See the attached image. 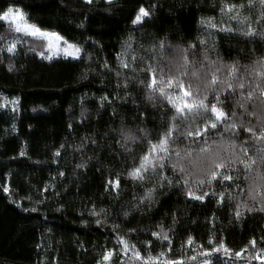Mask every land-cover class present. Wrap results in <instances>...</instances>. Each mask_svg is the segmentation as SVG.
I'll return each instance as SVG.
<instances>
[{
	"label": "trees",
	"instance_id": "16d2710c",
	"mask_svg": "<svg viewBox=\"0 0 264 264\" xmlns=\"http://www.w3.org/2000/svg\"><path fill=\"white\" fill-rule=\"evenodd\" d=\"M219 2L113 0L109 4L107 0H93L87 4L85 0H0V12L9 6L20 8L28 23L59 33L64 40L82 48L79 60L62 56L45 59L37 54L47 48L44 38L16 33L14 26L0 21V36L21 40L16 55L0 51V264H96L105 249H114L113 260L120 264L122 246L117 244L118 236L136 244L145 259L149 251L154 257L163 251L168 258L183 259L185 264H202L204 259H209L212 264H260L256 259L249 262L234 256L252 238L257 240V248H264L261 242L264 212L242 209V216L237 220L234 217L236 202L253 204L235 184L229 189L232 200L226 198L219 207L216 197H206L204 202L193 201L187 198L182 187L165 186L163 190L157 187L153 203H145L140 210H135L134 206L153 184H140L128 178L125 161L130 167L131 159L117 144L118 130L123 127L135 133L142 128L153 133L155 141V134L164 130L161 127L164 109L158 103L154 107L145 91L135 85L129 88L126 103L114 100L112 105L101 108V97L108 95L112 99L117 95L116 54L129 36L135 40L134 47L145 55L141 45L144 49L153 43L158 45L160 41L170 45L171 48L164 52L165 63L178 58L174 49L205 38L209 31L214 33L211 39L215 41V51L210 53L213 60L219 55L224 64L239 60L242 65H251L255 59L264 56V42L258 37L252 43L238 33L217 32L201 24V18H214L218 27L221 22L236 27V21L221 17ZM235 2L247 3V0ZM214 3L217 6L214 7ZM141 6L151 15L141 24L134 25L132 21ZM259 15L258 2L255 8L241 13L242 17H249L253 28L264 30V26L256 24ZM5 43H0V47ZM30 48L36 51H30ZM105 60L112 72L103 71ZM9 65L13 66L12 71H9ZM119 95H126L123 88L119 89ZM239 99L237 95L228 102L229 116L236 111L237 123L242 118L246 126L259 127L257 120L242 115V110L235 108ZM82 111L87 117L83 120ZM257 114L264 116V106H258ZM69 124L73 125L71 129ZM86 136L95 137L101 146L89 143L78 151ZM246 139L251 145L250 154L259 161L264 154L255 151L254 138L241 128L235 142L240 145ZM210 140L219 141V144L211 145L214 151L231 142L220 141L219 136H212ZM62 144L64 148H61ZM185 144L186 141H182L179 147L183 149ZM142 147L147 150L146 141ZM57 150L61 153L58 157L55 156ZM236 151L239 152V148ZM137 153L142 154L139 147ZM85 161V168L77 167ZM237 167L240 173L236 183L247 189L255 177V170L248 174L249 180L245 182L242 165ZM60 172L64 175L60 176ZM117 174L120 176L119 196L116 192L105 191L107 181L115 180ZM166 174L171 177V169ZM5 186L9 188L7 194L3 191ZM214 186L217 193L223 190L217 182ZM93 205L97 211L106 210V216L99 217L104 221L102 225H97V217L89 215ZM125 211L129 212L128 217L124 216ZM174 214L178 218L176 224L173 223ZM114 224H118L119 229L114 230ZM160 227L170 234L171 252L167 241L162 244L151 235ZM132 229L136 231L130 232ZM213 232L217 243L222 238L233 250L230 259L223 251L210 257L198 255L204 250L198 245L203 244L205 249L213 247L208 244ZM189 235L194 239L192 247L196 252L186 245L182 248ZM149 240L153 242L151 249L146 244ZM255 254L256 250L250 246L242 253L245 258ZM191 255H197V261H189L187 258ZM135 264H143V261Z\"/></svg>",
	"mask_w": 264,
	"mask_h": 264
},
{
	"label": "snow or ice",
	"instance_id": "6c2138e0",
	"mask_svg": "<svg viewBox=\"0 0 264 264\" xmlns=\"http://www.w3.org/2000/svg\"><path fill=\"white\" fill-rule=\"evenodd\" d=\"M92 2L93 0H85L87 4ZM112 2L113 0H107L109 4ZM257 2L260 15L256 19V24L264 26V0H247V3L220 0L218 7L221 17L236 21L235 28L231 24L225 26L223 22L218 27L214 18L208 20L201 18V24L216 29L217 32L238 33L252 43L257 37L261 42H264V30L253 28L249 23V17L241 16L243 10L255 8ZM215 6L217 5L214 3ZM150 15L151 12L141 6L132 23L134 25L141 24ZM0 21L8 23L10 27L14 26L13 30L16 33L23 32L33 38H45L47 48L45 51L37 53L42 58L51 60L52 56L46 55V53H50L53 47H57L58 50L59 42L63 41L67 49L73 50L66 54L72 56L73 59H81V47L68 43L59 33L48 32L35 24L28 23L20 8L9 6L0 12ZM213 35L214 33L209 31L205 38H198V41L191 42L186 47L174 49L178 58L169 60L167 63L164 61V52L171 46L166 45L164 41H160L158 45L153 43L148 49H144V46L141 45V49L147 53L145 55L134 47L135 40L129 36L121 43V50L116 54L115 76L118 92L112 99L108 95L101 97V108L106 104L112 105L114 100H122L126 103L130 96L128 90L135 85L138 89L145 91L147 99L154 102V107L158 103L164 109L161 113L163 122L161 127L164 130L155 134V141L152 139L154 134L142 128H138L135 133L130 130L126 131L123 127L118 130L120 139L117 140V144L123 149L124 155L131 159L130 167L125 161L128 178L140 184L147 182L153 184L152 187L146 189L144 196L134 206L137 211L145 203L149 205L153 203L157 187L163 190L165 186L169 188L182 187L187 198L193 201L204 202L206 197H216L219 207L224 204L226 198L229 201L232 200L229 189L235 184L236 189L241 194L246 193L253 204V206H249L247 202L237 201L234 212V217L237 220L242 216V209L247 212H264V155H261L258 161L250 154L251 145L247 139L240 145L235 142L242 128L244 132L254 138L255 151L264 154V146H261V142H264V116L257 114L258 106H264V56L255 59L251 65H242L239 60L233 61L232 64H224L219 55L216 60H213L210 55L215 51V41L211 39ZM4 42H6L5 46L0 47V51H6L11 56L16 55L17 45L21 43V40L0 36V43ZM29 50L36 51L34 48ZM252 52L255 53V47ZM102 69L105 72L113 71L108 60L103 62ZM12 70L13 66L9 65V71ZM85 78H87L86 74ZM121 88L125 90L124 97L119 95ZM237 95L240 99L236 101L235 108L242 110V115L247 114L257 120L259 127L246 126L242 118L241 122L237 123L236 111H233L229 116L228 102ZM249 109L252 110L249 111ZM115 114L114 109L113 115ZM86 118L85 112L82 111L81 119ZM249 125H251V121H249ZM72 127L73 125L69 124V128ZM212 136H219L220 141L231 142L214 151L211 145L219 144V141L210 140ZM145 141L147 142L146 151L142 147ZM182 141H186L183 149L179 147ZM89 143L96 147L101 146L95 137L86 136L82 138V143L77 150L82 151ZM64 147L65 145L62 144L61 148ZM138 147L142 154L137 153ZM237 148H239V152L236 151ZM197 150L198 155H195ZM21 155L24 153L21 152ZM60 155V151L57 150L55 156ZM237 165L243 167L245 182L249 180L248 174L255 170V177L247 189L236 183L240 173V168ZM86 166V161L77 165L78 168ZM169 169L172 171L171 177L166 174ZM232 173H236V175ZM59 175L63 176L64 173L60 172ZM225 181L229 184L225 185ZM258 181L260 183H257ZM214 182L219 183L223 189L219 193L215 190ZM119 188V174L115 180L110 179L105 184V191L116 192L117 196H119ZM204 188L211 190L203 191ZM3 191L7 194L9 188L5 186ZM198 192H202V194H198ZM57 195L59 194L57 193ZM32 211H36V209H32ZM89 215L97 217V225H102L104 221L99 217L106 216V210L101 208L97 211L93 205L89 210ZM124 216L128 217L129 212L125 211ZM212 222L215 223V217ZM173 223H178L175 214ZM119 227L118 224L113 225L114 230ZM132 231L136 230H130V232ZM151 235L162 244L167 241L168 251H172L173 241L169 232L164 231L163 227H160L159 231H153ZM216 241L217 238L213 232L208 239V244L213 247L205 249L203 244L198 245L199 248L204 249L198 255L210 257L213 253L223 251L230 259L233 250L227 247L222 238L218 243ZM261 242L264 243V237L261 238ZM152 243L151 240L146 242L148 249H151ZM117 244L122 246L120 264H135L136 261H143V264H185L183 259L168 258L167 253L163 251L155 257L149 251V255L145 259L141 255V249L136 244H130L123 236H118ZM193 244L194 239L189 235L182 248L186 245L196 252V248L192 247ZM249 246L256 250V254L245 258L242 253L247 252ZM262 252H264V248H257V240L252 238L248 241V245L240 251H236L234 256L237 260L246 259L250 262L252 259H256L260 261V264H264ZM115 254L114 249L103 250L96 264H115L113 260ZM187 259L197 261V255H191ZM202 264H212V262L209 259H204Z\"/></svg>",
	"mask_w": 264,
	"mask_h": 264
},
{
	"label": "rangeland",
	"instance_id": "374dc122",
	"mask_svg": "<svg viewBox=\"0 0 264 264\" xmlns=\"http://www.w3.org/2000/svg\"><path fill=\"white\" fill-rule=\"evenodd\" d=\"M45 31H47V30H45ZM48 32H50V31H48ZM68 43H70V42H68ZM70 44H72V43H70ZM72 51H73L72 49H67V46L63 43V41H60L58 44V50H57V47H53L52 51L50 53H48V55H51L52 57L62 56V57H66V58H72V56L66 54V52H72Z\"/></svg>",
	"mask_w": 264,
	"mask_h": 264
}]
</instances>
